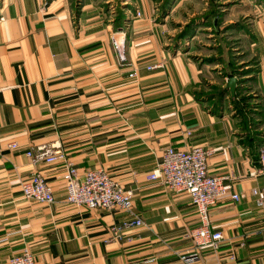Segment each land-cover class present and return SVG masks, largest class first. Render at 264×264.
<instances>
[{"label":"crops","instance_id":"obj_1","mask_svg":"<svg viewBox=\"0 0 264 264\" xmlns=\"http://www.w3.org/2000/svg\"><path fill=\"white\" fill-rule=\"evenodd\" d=\"M184 1L162 18L160 0H0V264L25 249L36 264H188L196 207L149 178L171 146L212 150L209 172L240 196L210 206L225 241L195 264H264V0H216L218 31L200 24L177 41L210 8L205 0L202 11L185 12ZM231 60L256 68L242 84L251 127L226 88ZM40 146H60L65 157L35 162L27 151ZM67 160L80 174L105 168L132 190L145 224L109 240L129 213L68 204ZM34 172L53 186L54 202L23 197Z\"/></svg>","mask_w":264,"mask_h":264},{"label":"built area","instance_id":"obj_2","mask_svg":"<svg viewBox=\"0 0 264 264\" xmlns=\"http://www.w3.org/2000/svg\"><path fill=\"white\" fill-rule=\"evenodd\" d=\"M137 16L141 12L137 11ZM3 19V18H1ZM120 59L125 57L114 39ZM150 65L149 69L161 66ZM135 76L136 72L130 74ZM10 147L17 148L18 143L12 142ZM212 150L202 146L190 149L168 147L163 155L160 166L150 175V179H160L166 185L177 192L187 193L193 205L196 207L199 225L188 234L193 240L194 249L189 256L183 258L188 264H195L200 260V251L210 248L218 251L222 248L225 235L221 230H213L211 225L210 206L222 199L231 198L239 200L240 196L234 191L232 185L224 184L219 176L209 172L208 157ZM27 154L35 162H54L58 158L65 157L60 146H40L36 151L28 150ZM261 171L264 173V148L261 152ZM64 182L66 190V202L74 206H85L90 209H122L129 213L130 217L119 225L110 228L109 240H121L127 237V229L141 227L144 220L134 211L133 191L125 188L117 179L110 175L105 168L89 169L80 174L71 161L65 162ZM23 197L32 202L52 203L55 201L53 186L40 172H34L22 183ZM255 193H259L255 190ZM231 260L237 259V252H230ZM9 264H36L35 257L30 249L13 255Z\"/></svg>","mask_w":264,"mask_h":264},{"label":"trees","instance_id":"obj_3","mask_svg":"<svg viewBox=\"0 0 264 264\" xmlns=\"http://www.w3.org/2000/svg\"><path fill=\"white\" fill-rule=\"evenodd\" d=\"M161 1V14L160 16L163 18L165 17L169 11L172 9L173 5L177 0H160ZM210 1V8L203 12L200 15L192 17L182 28V30L176 35V40H187L194 36L200 26V24L207 23L211 27H214V31H218L216 29L220 26V19L222 11L220 10L219 4H217L216 0H209ZM215 18H218V25L215 26ZM117 22L120 21L122 23V27L126 21V17L124 11L119 13V16L116 18ZM121 25V24H120ZM232 27V26H229ZM207 60H213V58H206ZM256 71L255 67L248 66V64L237 65L236 61H230V69L224 72V75L227 77H234L238 78V85L236 90V96L233 98V105L237 110V113L243 116L245 119L246 117L250 116L248 120V126L251 127L254 123V119L251 118V104H250V96L246 95L243 92L242 84L248 81V76L253 74ZM225 90L222 89V93L220 96L223 95ZM252 138V137H251Z\"/></svg>","mask_w":264,"mask_h":264},{"label":"rangeland","instance_id":"obj_4","mask_svg":"<svg viewBox=\"0 0 264 264\" xmlns=\"http://www.w3.org/2000/svg\"><path fill=\"white\" fill-rule=\"evenodd\" d=\"M205 0H185L182 8L186 9L185 12H194V11H202L205 6ZM185 15V14H183Z\"/></svg>","mask_w":264,"mask_h":264},{"label":"water","instance_id":"obj_5","mask_svg":"<svg viewBox=\"0 0 264 264\" xmlns=\"http://www.w3.org/2000/svg\"><path fill=\"white\" fill-rule=\"evenodd\" d=\"M237 83H238V78L234 76V77H230L226 84V88L230 90L231 95L233 97L236 96Z\"/></svg>","mask_w":264,"mask_h":264}]
</instances>
